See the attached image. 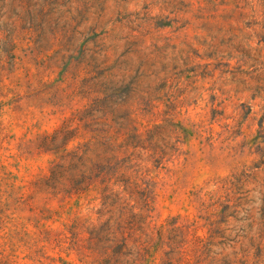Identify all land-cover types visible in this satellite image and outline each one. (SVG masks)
I'll return each instance as SVG.
<instances>
[{"label":"trees","instance_id":"trees-1","mask_svg":"<svg viewBox=\"0 0 264 264\" xmlns=\"http://www.w3.org/2000/svg\"><path fill=\"white\" fill-rule=\"evenodd\" d=\"M7 6L15 17L0 29V60L14 70L0 81V149L10 138L7 106L21 101L15 52L27 45L46 56L57 46L58 60L69 59L63 76L42 80L57 94L49 115L60 116V125L18 146L27 157L46 156V173L24 184L0 156V207L10 206L25 222L11 229L0 223V264H264V119L257 135L245 136L251 167L193 188L187 205L194 215L160 222L156 211L174 185L186 128L172 107L161 112L152 98L111 93L120 50L121 62L131 65L119 84L134 69L137 87L178 81L180 74L166 69L173 37L162 32L197 29L210 40L208 53L189 61H217L253 99H264V49L253 46L255 39L264 45V0H10ZM235 60L238 69L231 71ZM249 115L225 127L243 133Z\"/></svg>","mask_w":264,"mask_h":264},{"label":"rangeland","instance_id":"rangeland-1","mask_svg":"<svg viewBox=\"0 0 264 264\" xmlns=\"http://www.w3.org/2000/svg\"><path fill=\"white\" fill-rule=\"evenodd\" d=\"M9 1L0 0V29L6 28L7 19L15 17L7 6ZM172 31L167 29L162 32L164 39L173 37L171 48L167 52L166 69L180 74L178 81L174 80L169 84L157 82L150 87L148 84H142L137 87L133 84L134 69L128 73V76L132 74L131 77L121 85L119 77L131 64L121 62L123 60V57L120 58L121 50L112 61L115 62L113 73L116 77L112 78L111 93L115 98L128 97L133 100L152 98L159 105L158 111H167L169 107L176 109L179 115L178 121H181L186 128V132L181 136L180 146L184 155L175 167L174 178L170 181L174 185L168 188L166 198L160 202L156 211L160 216V222L179 214L194 215L195 211L187 205L188 195L193 188L202 187L206 182L217 177H228L241 170L244 165L251 167L255 157L249 156L251 150L246 144L245 136L257 135L264 119V99L259 97L253 99V93L247 91V88L230 72L226 73V67H215L217 61L198 58L197 63L203 65L211 62L214 66L209 69L205 67L195 69L197 63L189 61L190 58L195 57V53L205 57L208 53L205 44L210 41L208 36L197 29L177 33ZM167 42L164 41V44H168ZM185 43L192 45V49ZM253 46L264 49L263 44L257 45L256 39ZM58 50L59 47L55 46L50 48L49 55L37 56L35 49L23 45L15 52L16 63H19L15 80L22 85L21 101L19 104L12 101L11 105L7 106L3 120L9 128L10 138L6 139L4 148L0 149V156L5 161V165H8V170L18 176L24 184L46 173L48 158L46 156L30 158L23 155L18 149L21 140L32 139L43 132H52L61 123L60 116L49 115L51 104L56 102L57 94L54 91L50 92L49 88L43 85L46 81L63 76L62 70L67 69L69 58L65 61L58 60ZM8 63L0 60V81L14 70L13 65ZM50 66H53L51 71L55 73L48 78L46 70ZM232 66L231 71L238 69L236 60L232 62ZM213 70L215 76H208ZM42 73H45V76H42ZM145 91H148L149 95H146ZM249 106L253 107L251 113ZM247 115L249 120L243 126V133L237 132L236 128L225 127L226 124H233L234 127L237 120ZM17 219L18 216L14 214L13 208L0 207L1 224L11 229L20 223H25ZM29 230H33L31 225ZM74 264L80 263L74 260Z\"/></svg>","mask_w":264,"mask_h":264}]
</instances>
